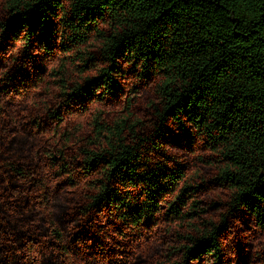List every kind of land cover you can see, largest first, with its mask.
Masks as SVG:
<instances>
[{"label": "trees", "instance_id": "1", "mask_svg": "<svg viewBox=\"0 0 264 264\" xmlns=\"http://www.w3.org/2000/svg\"><path fill=\"white\" fill-rule=\"evenodd\" d=\"M62 6L63 0H8L9 15L0 26L25 44L27 55L35 46L49 49L60 40L54 19ZM63 37L61 42L71 48L95 38L105 64L85 84L75 83L74 95L100 89L116 94L119 61L125 58L162 78L157 85L160 104L152 105L156 119L151 130L128 123L127 118L114 125L99 124L97 141L79 152L80 173L100 176L75 203L80 228L93 215L134 228L151 220L159 206L157 197L149 193L135 206L119 185L150 176L160 187L163 179L175 184L183 177L182 170L173 175L166 167H146L150 152L165 156L161 139L172 119L186 137L192 132L203 136L218 158V178L234 189L220 221L200 224L196 220L204 210L199 201H192V211H184L195 191H186L192 186L181 189L167 209L169 217L183 220L185 226L175 233L184 242L177 250L185 258L209 257L213 264H224L220 238L233 216L247 211L264 226V0H70ZM8 131L4 117L0 136L5 139ZM1 142L0 176H31L32 159L9 157L12 146L24 142ZM7 212L12 215L11 209ZM1 227L6 241L19 228L31 230L28 224L13 226L10 221ZM59 228L51 233L62 245L65 236ZM82 235L77 234L73 243Z\"/></svg>", "mask_w": 264, "mask_h": 264}, {"label": "rangeland", "instance_id": "2", "mask_svg": "<svg viewBox=\"0 0 264 264\" xmlns=\"http://www.w3.org/2000/svg\"><path fill=\"white\" fill-rule=\"evenodd\" d=\"M7 6L8 0H0V22L8 18ZM69 14L70 0H63L54 19L60 40L49 49L30 48L28 55L25 44L0 26V119L5 117L9 128L0 142L23 141V145L12 146L9 157L34 162L31 176H0V264H213L209 257L192 260L177 250L184 242L175 233L183 232L185 226L183 220L168 216V204L181 189L192 186L186 189L195 192L184 211H192L191 203L197 200L204 211L196 223L219 222L229 210L234 189L218 178V158L203 136L192 132L186 137L172 119L161 139L166 157L150 152L146 167H166L173 175L182 170L183 177L175 184L163 179L160 187L150 176L139 183L119 185V191L131 196L135 206L143 204L149 193L157 197L159 206L151 220L134 228L93 215L80 228L75 203L100 176L80 173L79 152L90 141H97L99 124L114 125L127 118L128 123L151 130L156 119L152 105L160 104L157 85L162 78L125 58L119 61L116 94L102 89L72 94L75 83L85 84L105 64L95 38L79 48L61 42ZM7 221L13 226L28 224L31 230L19 228L6 241L1 224ZM56 226L65 236L62 245L51 233ZM80 233L86 236L73 243ZM220 240L224 264H264V226L251 213L241 211L233 216Z\"/></svg>", "mask_w": 264, "mask_h": 264}]
</instances>
